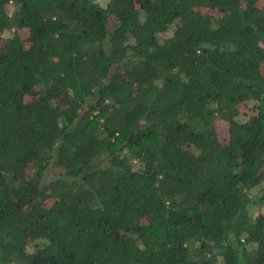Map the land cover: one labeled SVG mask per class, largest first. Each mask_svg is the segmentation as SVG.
I'll list each match as a JSON object with an SVG mask.
<instances>
[{
    "label": "trees",
    "instance_id": "1",
    "mask_svg": "<svg viewBox=\"0 0 264 264\" xmlns=\"http://www.w3.org/2000/svg\"><path fill=\"white\" fill-rule=\"evenodd\" d=\"M0 264H264V0H0Z\"/></svg>",
    "mask_w": 264,
    "mask_h": 264
},
{
    "label": "rangeland",
    "instance_id": "2",
    "mask_svg": "<svg viewBox=\"0 0 264 264\" xmlns=\"http://www.w3.org/2000/svg\"><path fill=\"white\" fill-rule=\"evenodd\" d=\"M7 10L9 13H11L13 11V6L12 4H9L7 6ZM195 10L199 11L201 14H207L210 13V11L208 9L205 10V8H196ZM216 15L218 14L217 12L215 13ZM18 34L21 36V39L23 40L24 44L26 46H28L29 41H28V30L27 29H18ZM9 33H4V36H8ZM27 101H31V98H28ZM242 107V105H241ZM215 128L217 130V133L219 135V137L221 139H225L227 140L228 137V123L225 121H221V120H216L215 121ZM255 211H257V209H255Z\"/></svg>",
    "mask_w": 264,
    "mask_h": 264
}]
</instances>
